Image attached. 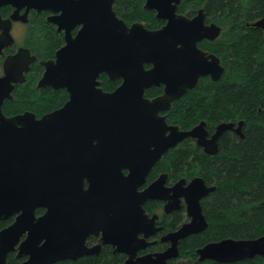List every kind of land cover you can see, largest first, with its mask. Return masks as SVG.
<instances>
[{"label":"water","instance_id":"obj_1","mask_svg":"<svg viewBox=\"0 0 264 264\" xmlns=\"http://www.w3.org/2000/svg\"><path fill=\"white\" fill-rule=\"evenodd\" d=\"M11 1L15 6L21 1L36 9L55 10V0ZM144 1V10L154 11L155 18L164 22L160 29L148 30L144 23L128 26L114 13L113 0L75 1L72 16L82 28L75 38L65 36L66 45L56 53L55 62H41L45 71L36 84V88H65L69 99L40 118L28 111L10 117L3 114L4 101L13 100L14 85L25 81L24 73L36 58L20 49L5 62V74L0 77V220L13 213L18 216L12 226L0 231V264H7V254L25 231L27 237L19 248L29 258L23 264H55L95 253L86 250L83 237L71 232V190L82 188L86 181V193L91 194L97 180L86 174L75 177V151L89 150L86 159L101 162L96 169L101 172L95 171L94 176L106 194H124L125 235L122 243H111L128 255L123 264H168L178 258L180 240L208 227L200 201L215 187L207 186L202 178L194 177L186 186L180 180L166 189L165 175H160L144 190L138 188L162 156L185 140H194L204 154L215 155L223 133L243 139L242 121L236 125L222 122L210 134L204 121L181 130L161 115L195 89L200 79H221L225 69L220 59L198 44L216 40L222 29L206 23L203 9L191 18L179 14L180 0ZM252 27L264 36V17ZM102 73L109 81L120 80V85L103 91L97 81ZM161 86L162 94L145 97L146 91ZM182 197L189 221L161 237V242L169 243L164 251L134 258L138 250L150 245L146 238L161 230L155 226L157 217L145 213L144 202L167 201L164 212L171 213L179 209ZM30 203L34 205L28 208ZM37 206L45 208L40 218L33 215ZM195 254L198 262L218 264L256 257L264 260V236L224 238L197 248Z\"/></svg>","mask_w":264,"mask_h":264},{"label":"trees","instance_id":"obj_2","mask_svg":"<svg viewBox=\"0 0 264 264\" xmlns=\"http://www.w3.org/2000/svg\"><path fill=\"white\" fill-rule=\"evenodd\" d=\"M142 4L143 0H115L113 9L128 24L142 21L150 30L161 28L163 22L142 9ZM199 9L204 10L206 23L222 30L216 40L202 41L198 47L217 56L225 71L217 82L200 79L195 89L172 104L166 120L181 130L204 121L210 134L222 122L236 125L242 121L243 139L232 132L223 133L215 155L204 154L194 140L188 139L169 150L156 165L157 170L169 172L174 181L200 177L207 186L215 187L202 201L208 227L183 240L179 245L180 261L169 264H218L198 262L195 250L224 238L264 236V36L252 27L264 17V0H181L178 13L191 18ZM28 43L35 56L50 58L61 37L39 20L29 33ZM39 73V67L32 68L26 83L14 89L13 102L4 106L6 115L30 111L41 117L61 106L63 92L36 88ZM101 80L107 92L120 84L106 77ZM160 92L153 88L145 96L151 98ZM179 218L178 212L173 213L163 230H174ZM233 264H264V260L256 257Z\"/></svg>","mask_w":264,"mask_h":264},{"label":"flooded vegetation","instance_id":"obj_3","mask_svg":"<svg viewBox=\"0 0 264 264\" xmlns=\"http://www.w3.org/2000/svg\"><path fill=\"white\" fill-rule=\"evenodd\" d=\"M75 1L77 0H55L54 7H53L55 10H50V9H44V8L36 9L28 5H22L21 1L17 2V6H18L17 7L13 4L11 0H0V20L2 21L0 23V77H3L5 74L4 65L7 59L9 57L14 56L20 49L28 50L30 55L36 58L35 62L29 65V71L24 73L25 81L20 84H15L14 89L26 83L27 76L32 70V68L34 67L40 68V73L36 80V84H37V81L42 77L45 71L44 67L41 65V62H46V61L55 62L56 53L60 51L66 45L65 36L69 35L72 38H75L77 36L78 32L82 28V24L77 23V19L72 16L71 7L72 5L75 4ZM144 2L145 1L143 0L142 9H144L143 8ZM114 4H115V0H113L112 9L114 8ZM177 12H178V9H177ZM150 13H153L155 17L154 11H151ZM13 15L17 17L16 20L12 19ZM118 18L123 20L120 17ZM51 19H55L56 22H52ZM39 20H42L45 23L52 26L55 33L61 37L60 45L54 50V53L52 57L50 58H39L35 56L29 47V43H28L29 33L34 28V25ZM125 23L128 26L134 23H144L146 26V23L142 21L133 22L130 24H128L127 22ZM163 25H164V22H163ZM146 29H148L147 26H146ZM18 37L21 38L19 43L17 41ZM149 67L150 66H147V65L145 66V68H149ZM102 77L107 78V76L103 73L98 76L97 81L100 82L99 88L107 92L106 90L103 89L102 80H101ZM116 81H120V80H116ZM48 88L52 89L50 87ZM153 88H156L161 91L159 94L155 95L154 97H157L158 95L162 94V90H163L162 86L159 88L152 87L151 89ZM38 89H47V88H38ZM52 90L59 91L61 93L63 92L65 95V99L62 102L61 106L55 109L57 110L61 108L67 102V100L69 99V94L65 88L52 89ZM13 91H12V96H13ZM154 97H151V98H154ZM146 98H149V97H146ZM13 100H14V97H13ZM13 100L12 101L5 100L2 105V112L7 117L17 115V114L6 115L4 112V106L6 105V103L13 102ZM167 112L168 111L161 113V115L165 116V120H166ZM18 114H21V113H18ZM36 117L40 118L38 117V115H36ZM166 123L169 124L167 120H166ZM74 155L77 157L73 161L75 165V177L80 178L82 175L86 174L97 180L93 186V192L91 194L86 193V191L89 188V185L86 181L83 183L82 188L75 187L71 190V202H70V208H69L70 220H71V232L73 233L75 237H78V238L83 237L85 239L84 246L86 250L93 251L95 253L89 254V255H83L74 260H64V261L71 262V263H78V264H89V263L123 264L128 259V255L123 251H119V248H120L119 246H117L116 244L113 245L111 243H114L115 241H117L118 244L122 243L121 239L125 235V229H124L125 209H124V196H123L124 194L120 193V197L119 196L117 197L112 193L109 196L108 194H106L105 186L103 184L101 185L98 184L100 179L98 178V176H94V175H96L95 171L101 172V171L96 170L98 164H101V162L97 160L95 162L93 161L91 162L88 159H86L89 155H91V152L89 150L80 151V152L75 151ZM165 155L166 153L162 156L161 160L158 161L150 169V171L148 172L147 176L144 179V183L138 188V191H142L145 188H147L151 183L156 181V179L160 177V175H165L164 187L166 189L171 188L176 182L180 180H185L184 186H186L188 182L191 180V179L187 180V179L182 178V179L174 181L172 180L169 172L157 170L156 165L162 161ZM93 163L95 164L94 166L92 165ZM122 173L123 175H127L126 170H123ZM208 196L204 197L200 201L201 207H202V201ZM121 197L123 198L121 199ZM179 200H180L179 209L172 211L171 213L164 212V206L167 203V201L148 200L144 202L142 207L145 213L148 215V217H152V216L157 217L155 226L160 227L161 230L158 233L154 234L153 236L146 238V241L150 243V245L147 246L145 249L138 250L135 253L134 258H139L147 254H154L157 252L164 251L169 246V243L161 242L160 241L161 237L169 232L176 231L184 223H187L189 221V218L187 217V213H186L185 199L182 197ZM33 205L34 203H30L28 205V208L32 207ZM176 212H178L180 216L179 218L180 221L178 225L176 226V228L170 231L163 230V228L166 227L167 223L171 221V216L173 215V213H176ZM44 213H45V208L43 206H37L33 211L34 218H40L41 216H43ZM17 216H18V213H13L9 217L3 220H0V231L2 229L12 226ZM27 233L28 231H25L20 236L16 245L7 254V257H6L7 264L9 263L10 264H23L24 262L28 260L29 258L28 256L20 254V248H19L20 244L27 237ZM192 236H196V235H192ZM138 237L141 238L142 235H139ZM103 239L108 240L109 243H103L102 242ZM183 240L179 241L178 250H179V245ZM64 261H61V262H64ZM172 261H175V262L180 261L179 256L177 259L169 261L168 264ZM185 264H187V262Z\"/></svg>","mask_w":264,"mask_h":264},{"label":"rangeland","instance_id":"obj_4","mask_svg":"<svg viewBox=\"0 0 264 264\" xmlns=\"http://www.w3.org/2000/svg\"><path fill=\"white\" fill-rule=\"evenodd\" d=\"M17 39H18L17 41H18V43H19V42H20V40H21V38H20V37H18Z\"/></svg>","mask_w":264,"mask_h":264},{"label":"bare ground","instance_id":"obj_5","mask_svg":"<svg viewBox=\"0 0 264 264\" xmlns=\"http://www.w3.org/2000/svg\"><path fill=\"white\" fill-rule=\"evenodd\" d=\"M237 124V123H236Z\"/></svg>","mask_w":264,"mask_h":264}]
</instances>
